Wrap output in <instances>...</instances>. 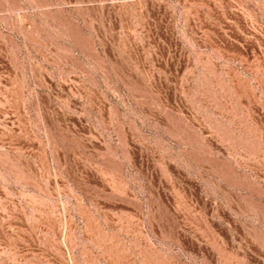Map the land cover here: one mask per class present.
<instances>
[{"label":"rangeland","instance_id":"374dc122","mask_svg":"<svg viewBox=\"0 0 264 264\" xmlns=\"http://www.w3.org/2000/svg\"><path fill=\"white\" fill-rule=\"evenodd\" d=\"M0 264H264V0H0Z\"/></svg>","mask_w":264,"mask_h":264}]
</instances>
